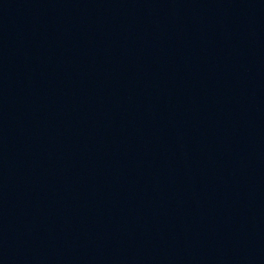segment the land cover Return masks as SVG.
<instances>
[{"label": "water", "instance_id": "95a60500", "mask_svg": "<svg viewBox=\"0 0 264 264\" xmlns=\"http://www.w3.org/2000/svg\"><path fill=\"white\" fill-rule=\"evenodd\" d=\"M0 264H264V0H0Z\"/></svg>", "mask_w": 264, "mask_h": 264}]
</instances>
